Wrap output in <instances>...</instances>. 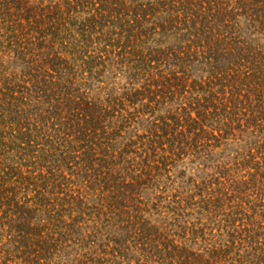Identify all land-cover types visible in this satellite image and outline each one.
Masks as SVG:
<instances>
[{
	"label": "trees",
	"instance_id": "1",
	"mask_svg": "<svg viewBox=\"0 0 264 264\" xmlns=\"http://www.w3.org/2000/svg\"><path fill=\"white\" fill-rule=\"evenodd\" d=\"M245 259L264 264V0H0V264Z\"/></svg>",
	"mask_w": 264,
	"mask_h": 264
},
{
	"label": "rangeland",
	"instance_id": "2",
	"mask_svg": "<svg viewBox=\"0 0 264 264\" xmlns=\"http://www.w3.org/2000/svg\"><path fill=\"white\" fill-rule=\"evenodd\" d=\"M112 73H109L107 76L106 82L111 81ZM110 78V79H109ZM122 82V81H121ZM140 131H145V128H141ZM256 138V135H250L248 133L247 135L244 134V136L241 139H235V138H229L218 150H216L219 154L218 158L207 163V165H202L198 167L199 163L195 162L192 163L189 160H186L185 162H181L179 167L175 168L176 175H180L181 173H185L184 177H177V184L182 185V180H188L192 179L197 182H201L205 178H207L210 174H215L216 167L215 165L223 164L225 162L232 161L235 156H237L238 153H242L244 151H247L249 146L248 144L252 143L254 139ZM216 158V157H215ZM200 162V161H199ZM213 229V227H211ZM254 252L253 250H251ZM247 259L242 260L240 263L237 264H252V259L247 261Z\"/></svg>",
	"mask_w": 264,
	"mask_h": 264
}]
</instances>
